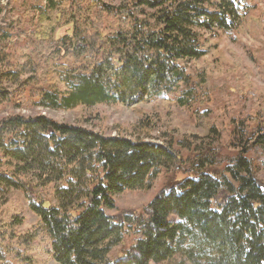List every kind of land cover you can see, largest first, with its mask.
Masks as SVG:
<instances>
[{
	"label": "trees",
	"instance_id": "trees-1",
	"mask_svg": "<svg viewBox=\"0 0 264 264\" xmlns=\"http://www.w3.org/2000/svg\"><path fill=\"white\" fill-rule=\"evenodd\" d=\"M248 8V0H34L0 30L36 58L13 66L4 59L10 43L0 45V264H41L39 256L58 264H163L177 256L189 264H264V182L248 158L264 148V107L241 116L218 111L195 147L169 133L152 142L160 119L148 116L118 136L42 115L1 116L10 103L132 108L182 88L181 107L210 104L195 94L219 70L210 35L236 30ZM196 63L201 72L191 77L187 66ZM214 143L238 151L224 172L211 170L220 158ZM177 146L189 153L185 162ZM184 167L192 177L163 190L144 216L108 214L117 196L148 191L164 170ZM19 194L38 219L26 231ZM126 235L138 239L111 260Z\"/></svg>",
	"mask_w": 264,
	"mask_h": 264
},
{
	"label": "rangeland",
	"instance_id": "rangeland-1",
	"mask_svg": "<svg viewBox=\"0 0 264 264\" xmlns=\"http://www.w3.org/2000/svg\"><path fill=\"white\" fill-rule=\"evenodd\" d=\"M33 2L34 0H0V7L3 8L0 30L4 32L9 26L15 25ZM248 5L245 19L236 30L214 37L210 35V40L219 44L218 51L213 54L211 62H215L214 67H219V70L211 69V76L206 77L204 84L195 88V94L210 99L212 101L210 104L195 101L188 107H181L176 104V100L184 91L182 88L177 93L132 108L123 105H100L93 109L81 107L73 111H64L37 107L26 109L10 103L1 112V116L8 114L42 115L61 124L84 127L106 136H118L123 131L131 133L133 127L143 117L148 116L160 119L156 131L152 134V142L163 143L162 139L168 138L166 134L169 133L175 137V142L189 140L195 147L196 143L199 144L196 137L205 136L208 121L216 117L218 111L226 109L231 115L241 116L262 112L264 107V0H248ZM66 30L62 28L57 38L63 36ZM11 35L12 40L4 39L3 34H0V45L10 43L9 55L4 59H7L13 66L36 59L31 49L16 43L13 39L14 34ZM0 57L2 58L1 55ZM200 68L198 63L188 65V74L195 77L201 72ZM58 70L61 69L58 68ZM59 88L63 90L65 85L60 82ZM198 100L201 101V99ZM205 116H210V118L202 120ZM176 148L185 162L189 153L180 146ZM213 148L220 153V158L219 164L211 170L224 172L237 157L238 151L227 146L219 147L215 143ZM248 158L252 160L258 178L264 182V148L255 147L248 154ZM176 168L164 170L148 191H130L117 196L116 209L109 211L108 214L117 219L129 215L144 216L149 204L163 190L192 177L191 173L185 172L186 167L182 170ZM17 200L25 208L24 231L30 230L38 219L31 213L28 201L22 194H19ZM137 239L138 237L126 235L122 243L113 248L110 259L124 258L125 253L133 247ZM38 261L41 264H58L46 256H39ZM163 264L189 263L181 256H177Z\"/></svg>",
	"mask_w": 264,
	"mask_h": 264
}]
</instances>
